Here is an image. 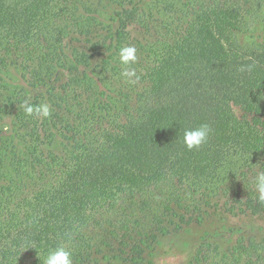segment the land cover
<instances>
[{
    "label": "trees",
    "instance_id": "16d2710c",
    "mask_svg": "<svg viewBox=\"0 0 264 264\" xmlns=\"http://www.w3.org/2000/svg\"><path fill=\"white\" fill-rule=\"evenodd\" d=\"M253 25L261 41L240 44ZM261 171L264 0H0V264L64 242L74 264H142L185 227L264 219ZM189 264H264V237L202 242Z\"/></svg>",
    "mask_w": 264,
    "mask_h": 264
},
{
    "label": "rangeland",
    "instance_id": "374dc122",
    "mask_svg": "<svg viewBox=\"0 0 264 264\" xmlns=\"http://www.w3.org/2000/svg\"><path fill=\"white\" fill-rule=\"evenodd\" d=\"M258 25H253L238 37L240 44L255 46L261 41ZM264 237V219L223 217L208 221L205 225H192L181 231L162 237L153 253L142 264H189L196 248L202 242L217 246L221 251L233 247L242 239ZM99 264H123L101 262Z\"/></svg>",
    "mask_w": 264,
    "mask_h": 264
},
{
    "label": "clouds",
    "instance_id": "9594fccd",
    "mask_svg": "<svg viewBox=\"0 0 264 264\" xmlns=\"http://www.w3.org/2000/svg\"><path fill=\"white\" fill-rule=\"evenodd\" d=\"M119 63L126 67L123 68L121 76L126 83H136L139 77L134 68L128 67L137 62V48L134 45H124L118 50ZM21 107L28 116L49 117L51 114V105L42 102L37 105L30 103V98L25 99ZM211 128L207 123H201L196 127L184 128L180 136L181 142L187 149L200 148L204 145L210 136ZM256 197L259 202L264 203V171L258 172L254 178ZM71 236H68V240ZM30 248H36L34 245ZM42 264H74L73 252L68 247L67 242L61 243L54 248L47 249L41 258Z\"/></svg>",
    "mask_w": 264,
    "mask_h": 264
}]
</instances>
